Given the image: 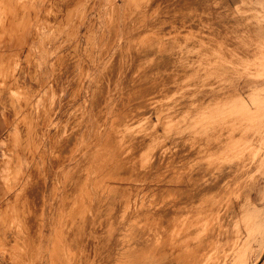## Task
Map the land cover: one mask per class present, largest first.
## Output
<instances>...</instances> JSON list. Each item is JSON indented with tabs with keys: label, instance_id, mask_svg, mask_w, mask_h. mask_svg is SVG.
Listing matches in <instances>:
<instances>
[{
	"label": "rangeland",
	"instance_id": "obj_1",
	"mask_svg": "<svg viewBox=\"0 0 264 264\" xmlns=\"http://www.w3.org/2000/svg\"><path fill=\"white\" fill-rule=\"evenodd\" d=\"M70 1L0 0V264H264V0ZM210 168L239 196L186 202Z\"/></svg>",
	"mask_w": 264,
	"mask_h": 264
},
{
	"label": "bare ground",
	"instance_id": "obj_2",
	"mask_svg": "<svg viewBox=\"0 0 264 264\" xmlns=\"http://www.w3.org/2000/svg\"><path fill=\"white\" fill-rule=\"evenodd\" d=\"M72 1V0H71ZM70 1V2H71ZM69 2V3H70ZM73 2V1H72ZM71 4V3H70ZM10 5H13V3H11ZM16 5L15 6H11L10 7V9L11 10H16ZM18 8V7H17ZM12 24H14V19L10 22V24L8 23L7 25H12ZM242 171V170H241ZM211 172H212V168H210L209 170H205L204 172H203V174H201V179H203L204 178V180H206V179H210L209 181H211V175H212V181L209 183V184H207V183H205V181L204 180H202V181H204L203 182V184L201 185V182L202 181H200V178H198V177H196L197 179H199V180H197V181H200L198 184H197V182H195L194 181V183L192 182V184H194V186L192 187V184H191V187H192V191H190L189 192V194H190V198H192V199H189L188 197L189 196H187L186 194H184V192L185 191H187L186 189H184V187H182V186H180V184H178V185H176V186H172V185H168V186H166V187H162V193H163V195H162V198H163V201H162V203H163V205H162V207L164 208V206L165 207H167L166 206V203L167 204H169L168 202H167V197H170V194H172V196L175 194L178 198H179V195L180 196H184V195H186V197H187V200L188 201H186V202H189V200H191V201H195V198H196V196H198V195H200L201 193H203V194H207V193H212V196L210 195V199H209V202H211L210 200H211V197H218V199H219V201H220V199H225V198H227L228 199V201L229 200H232V199H235V198H237L238 196H239V182L236 180V178L233 176H231V174L229 173V172H227V171H221V170H215V171H213L212 172V174H211ZM207 173V174H206ZM208 173H210V174H208ZM186 174H187V172H186ZM186 174L185 173H183V175H185L186 176ZM188 175H189V173H188ZM205 175V176H204ZM206 175H208L207 177H206ZM187 177V176H186ZM191 177V176H190ZM190 177L188 178L187 177V180H189V181H185L186 183H190L192 180L190 179ZM206 177V178H205ZM193 178H195V177H192V179ZM195 178V179H196ZM183 179H185V177L183 176ZM194 180V179H193ZM183 181V180H182ZM206 182H207V180H206ZM184 183V182H183ZM182 183V185H184ZM185 183V184H186ZM187 185V184H186ZM185 185V186H186ZM189 186V189H190V184L188 185ZM187 187V186H186ZM185 187V188H186ZM188 189V188H187ZM174 193V194H173ZM185 193H188V192H185ZM195 193H197V194H195ZM188 194V195H189ZM249 194H251V193H249ZM248 194V195H249ZM253 194V193H252ZM174 195V196H175ZM214 195V196H213ZM176 197V198H177ZM181 197V198H182ZM195 197V198H194ZM199 197V196H198ZM197 197V198H198ZM200 197H202L203 198V195L202 196H200ZM199 197V198H200ZM175 197H173L172 199H174ZM196 198V199H197ZM249 198V197H248ZM180 199V198H179ZM216 199V198H215ZM218 199H216V200H214V198H212V202L210 203V204H212V203H218L219 201H217ZM171 200V199H170ZM175 200V202H176V199H174ZM183 201L185 200V198H183L182 199ZM181 199H180V203H184V202H181L182 201ZM206 200V198L204 199V200H200V201H205ZM168 201H169V198H168ZM192 202V204L193 203H197L196 201L195 202ZM198 201V200H197ZM207 201V200H206ZM222 201V200H221ZM227 201V200H226ZM171 202V201H170ZM174 202V201H173ZM179 202V201H178ZM199 202V201H198ZM177 203V202H176ZM170 204H173L172 202L170 203ZM186 204V203H185ZM189 204V203H188ZM188 204H187V206H186V209H185V207L183 208V209H185V210H187V209H190V207H192V204H190L189 206L190 207H188ZM202 204H203V202H202ZM207 204H208V201H207ZM206 204V205H207ZM173 205H175V204H173ZM183 206H184V204H182ZM206 205H204V206H202V208L203 209H205V207H207V206H209V204L206 206ZM214 205V204H213ZM212 205V206H213ZM176 206H177V204H176ZM161 207V208H162ZM171 207V206H170ZM170 207H169V209H170ZM174 207V206H173ZM178 207H181V204L180 205H178ZM214 207H215V205H214ZM214 207H212V208H214ZM177 208V207H176ZM192 208H194V207H192ZM192 208H191V211H193L192 210ZM211 208V206H210V209H212ZM165 209V208H164ZM167 209H168V207H167ZM175 209V208H174ZM172 207H171V210H174ZM181 209V208H180ZM179 209V210H180ZM208 209H209V207H208ZM209 209V210H210ZM220 209V208H219ZM207 210V209H206ZM214 209H212V211H213ZM162 211H163V209H162ZM175 211V210H174ZM176 211H177V209H176ZM204 210H202V212H203ZM211 210L209 211V212H212ZM167 211H165L164 213H166ZM173 212V211H172ZM178 212V211H177ZM177 212H175V213H177ZM207 213L208 211H204L203 213ZM168 213V215H169V213L170 212H167ZM166 213V214H167ZM184 213H186L185 211H184ZM187 213H189V210H188V212ZM173 214H174V212H173ZM189 214H191V212L189 213ZM189 214H187V215H189ZM167 215V216H168ZM172 215V214H171ZM166 216V217H167ZM191 216V215H190ZM190 216H188V217H185L186 218V220H188V221H191V218L192 217H194L193 216V214H192V216H191V218H189ZM169 217V216H168ZM167 217V218H168ZM184 218V219H185ZM193 219V218H192ZM198 219V218H197ZM186 220H184V222L182 221V219H181V221L183 222V224L185 223V225L187 224V226H185V227H188V224H190L193 220L195 221V219H193L190 223H186L187 221ZM180 221V224L182 223ZM186 221V222H185ZM193 221V222H194ZM197 221H199V219L197 220ZM195 223V222H194ZM199 223V222H198ZM198 223H195V225L197 224V225H199ZM180 224H179V227H180ZM192 225H193V227H194V224L193 223H191ZM176 224H173L172 226H175ZM171 226V227H172ZM177 226V225H176ZM176 226L174 227L175 229H173L174 231L175 230H178V228L179 227H177L176 228ZM263 226V227H262ZM190 227V226H189ZM192 227V226H191ZM198 228H199V226H197ZM180 228H182V226L180 227ZM180 228H179V230H180ZM184 228V227H183ZM182 228V229H183ZM198 228H196V230L198 229ZM261 228L264 230V223L262 222V224H261ZM187 229V228H186ZM190 229V231H191V229H193L194 230V228H189ZM193 230H192V232H191V234L193 233ZM184 232H185V229L183 230ZM187 231V230H186ZM189 231V230H188ZM188 231H187V233H188ZM190 231H189V233H190ZM180 232V231H179ZM182 232V231H181ZM183 232V233H184ZM173 233V232H172ZM171 233V234H172ZM175 233V232H174ZM174 233L172 234V236L174 235ZM186 233V234H187ZM178 234H180V233H178ZM182 234V233H181ZM190 234V235H191ZM183 235H185V233L183 234ZM183 235H181V237L183 236ZM188 235V237H190L189 236V234H187ZM187 235H185V236H187ZM193 235V234H192ZM172 236H171V238H172ZM175 236H178L177 235V232H176V234H175ZM185 236H183L182 238H186ZM214 236V235H213ZM180 237V238H181ZM187 237V238H188ZM193 236H191V239L193 240V238H192ZM174 238V237H173ZM172 238V239H173ZM177 238V237H176ZM176 238H174V240H172L171 239V241L173 242V241H175V239ZM202 238H204V240H206L205 239V237H203L202 236ZM199 239V240H203V239ZM211 238H214V237H211ZM211 238H209V240H207V242H209V244H210V242L211 241H213V240H211ZM178 239H179V237H178ZM177 239V240H178ZM184 239H182V240H184ZM180 240V239H179ZM186 241H188L187 239H186ZM189 241H191L190 240V238H189ZM197 241V240H196ZM170 242V241H169ZM183 242V245H185L184 243V241H182ZM198 242V241H197ZM204 242V241H203ZM206 242V241H205ZM214 242V241H213ZM216 242V241H215ZM213 243V244H216V243ZM144 243H145V240H144ZM201 243V242H200ZM199 243V244H200ZM168 245V247H167V245ZM170 244V243H169ZM168 243H167V241L166 242H164L161 246H152L151 245V249L150 248H148V245L147 244H141L138 248H137V252L136 251H131V252H126L125 251V249L123 250V254H122V256H123V258H129V259H127V260H125L124 262H123V264H185L186 263V259H185V262H184V259L183 258H185V256L183 257V255L182 256H180V253H181V250H177L176 248H175V246L174 247H171L172 245H175V244H178V241H176V243H171L170 245H169ZM186 244H187V242H186ZM191 244H194V241H193V243H191ZM203 244H205V243H203ZM209 244L208 243H206V245H208L209 246ZM213 244H212V242H211V245L213 246ZM165 245H166V247H165ZM179 245H180V243H179ZM194 245H196V243L194 244ZM198 245V244H197ZM209 246V248L210 247H212V246ZM192 247H193V245H192ZM191 247V249L193 250V248ZM201 247H203V246H198V248L200 249ZM205 247V246H204ZM207 247V246H206ZM213 247H215V246H213ZM212 247V248H213ZM189 248H190V246H189ZM196 248V247H195ZM194 248V249H195ZM211 248V249H212ZM182 249H185V248H182ZM186 249H188V248H186ZM206 248H203V250H205ZM211 249H209V250H211ZM190 251V253L192 254V252L193 251ZM200 250H202V248L200 249ZM200 250H198L197 249V252L199 251L200 252ZM213 251H214V249H212ZM211 250V251H212ZM195 251H196V249H195ZM212 251V252H213ZM189 252V251H188ZM198 252V253H199ZM204 254H206V251H202ZM202 252H200L201 254H202V256H203V253ZM215 252V251H214ZM214 252H213V254H214ZM209 252H207V254H208ZM211 253V252H210ZM208 254L209 256L212 254ZM196 253L194 252V255H195ZM206 254V256L205 257H208V259H209V256ZM193 254H192V256H194ZM198 255V254H197ZM197 255H195V258H196V256ZM200 255V254H199ZM187 256L189 257L190 255H188V254H186V258H187ZM212 256H214V255H212ZM263 256H264V248H263V250H262V252H261V255H260V257L261 258H263ZM183 257V258H182ZM190 258V257H189ZM198 258H200V256H197V258L196 259H198ZM211 258V257H210ZM192 259H193V257H192ZM196 259H195V261H196ZM201 259V258H200ZM199 259V260H200ZM238 259H240V258H238ZM198 260V261H199ZM204 260H205V258H204ZM197 261V262H198ZM235 261H238L239 262V260H235ZM258 261V260H257ZM188 262H189V260H188ZM196 262V263H197ZM199 262H201V260L199 261ZM191 264H195V263H192V262H190ZM189 263V264H190ZM236 263V262H235ZM198 264V263H197ZM240 264H241V262H240ZM257 264V263H256Z\"/></svg>",
	"mask_w": 264,
	"mask_h": 264
},
{
	"label": "crops",
	"instance_id": "obj_3",
	"mask_svg": "<svg viewBox=\"0 0 264 264\" xmlns=\"http://www.w3.org/2000/svg\"><path fill=\"white\" fill-rule=\"evenodd\" d=\"M228 3H234L237 4L239 1L241 0H226ZM2 106L0 105V136L7 130L6 129V124H5V120H4V116H3V112H2ZM1 139H0V158L3 156H6V154H4V148L3 145L1 144ZM1 173H3V171L0 169V183L2 182V176Z\"/></svg>",
	"mask_w": 264,
	"mask_h": 264
}]
</instances>
